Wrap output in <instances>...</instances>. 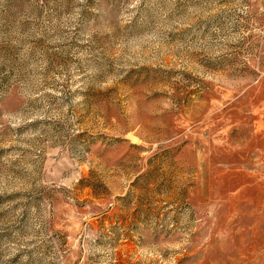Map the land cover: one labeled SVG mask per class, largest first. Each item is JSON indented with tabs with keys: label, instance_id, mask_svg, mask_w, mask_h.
Segmentation results:
<instances>
[{
	"label": "rangeland",
	"instance_id": "374dc122",
	"mask_svg": "<svg viewBox=\"0 0 264 264\" xmlns=\"http://www.w3.org/2000/svg\"><path fill=\"white\" fill-rule=\"evenodd\" d=\"M0 264H264V0H0Z\"/></svg>",
	"mask_w": 264,
	"mask_h": 264
}]
</instances>
